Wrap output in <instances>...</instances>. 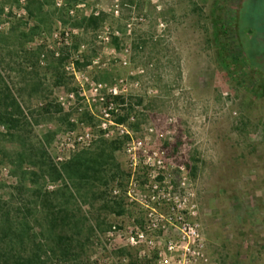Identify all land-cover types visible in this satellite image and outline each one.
<instances>
[{
    "label": "rangeland",
    "instance_id": "374dc122",
    "mask_svg": "<svg viewBox=\"0 0 264 264\" xmlns=\"http://www.w3.org/2000/svg\"><path fill=\"white\" fill-rule=\"evenodd\" d=\"M263 7L0 0V113L19 120L0 124V264H156L175 205L198 225L191 264H264ZM136 228L152 248L129 245Z\"/></svg>",
    "mask_w": 264,
    "mask_h": 264
},
{
    "label": "built area",
    "instance_id": "2783aa9c",
    "mask_svg": "<svg viewBox=\"0 0 264 264\" xmlns=\"http://www.w3.org/2000/svg\"><path fill=\"white\" fill-rule=\"evenodd\" d=\"M112 106H109L107 110H104L102 122L100 127L104 133L105 137H109L112 134L110 129V124H112L111 110ZM124 132L123 130L121 131ZM126 132H128L126 130ZM95 137L93 129L89 126L84 127L82 131L76 133L71 132L67 134L65 138V143L68 149L74 150L76 147L85 146L90 144ZM153 211L156 212L154 208ZM170 210L173 212L169 219H165V222L173 227L178 229V238H169L163 250L159 253V258L156 261V264H191V258L199 256L200 252L199 245L197 243L199 237L198 225L196 223L190 222L185 218V214L182 212L181 205H175L170 207ZM161 217L163 215L160 214ZM150 225L149 229L157 228L162 221L155 217L154 212L149 213ZM165 226V225H164ZM114 228V227H113ZM129 245L138 246L144 244L147 247H153L154 241L147 239L144 230L136 228V230H131L127 238ZM143 253H146L143 251ZM145 255V254H144ZM147 255V254H146ZM125 259L121 261L123 264Z\"/></svg>",
    "mask_w": 264,
    "mask_h": 264
},
{
    "label": "trees",
    "instance_id": "16d2710c",
    "mask_svg": "<svg viewBox=\"0 0 264 264\" xmlns=\"http://www.w3.org/2000/svg\"><path fill=\"white\" fill-rule=\"evenodd\" d=\"M28 3L34 2L36 0H26ZM255 8V14H256V20L252 17V24L254 27H257V23L260 22L263 18H259V11L260 9L262 10L261 7H259L258 4H254ZM263 12H264V7H263ZM102 20V16L100 14L97 15H89L88 17L83 18V21H85L89 26H97L98 23ZM219 55L223 57V52L219 49ZM1 77V76H0ZM9 91V88L6 86V92ZM6 100L9 99V95L5 94ZM10 99L13 101V97H10ZM114 99H119V96H114ZM9 106L5 105L3 112L0 113V124H5V125H11L14 126L16 123L19 122L18 117L14 115V113L8 112ZM20 110V109H19ZM120 122L123 121L121 118L119 120ZM82 161L79 159H72L64 165L65 168H68L70 170H73V172H78L79 171V166L81 165ZM85 172H83V175ZM15 264H45L40 260V257L33 255V256H17L16 259L14 258L13 261Z\"/></svg>",
    "mask_w": 264,
    "mask_h": 264
}]
</instances>
